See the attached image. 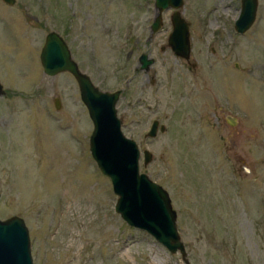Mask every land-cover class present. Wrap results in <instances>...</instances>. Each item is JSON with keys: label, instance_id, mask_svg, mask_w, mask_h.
<instances>
[{"label": "rangeland", "instance_id": "1", "mask_svg": "<svg viewBox=\"0 0 264 264\" xmlns=\"http://www.w3.org/2000/svg\"><path fill=\"white\" fill-rule=\"evenodd\" d=\"M183 1L195 70L168 46L172 9L149 38L154 0H0V219L24 220L33 264H264V0L245 33L240 0ZM52 30L94 86L122 90L121 130L151 153L139 170L167 190L188 263L114 210L77 82L43 72ZM141 53L154 63L134 76Z\"/></svg>", "mask_w": 264, "mask_h": 264}, {"label": "water", "instance_id": "2", "mask_svg": "<svg viewBox=\"0 0 264 264\" xmlns=\"http://www.w3.org/2000/svg\"><path fill=\"white\" fill-rule=\"evenodd\" d=\"M8 4L15 0H3ZM183 0H154L155 15L150 24V31L156 33L162 25V12L172 9L170 16L172 31L168 37V46L175 55L189 59L190 29L183 19L181 8ZM240 12L234 22L238 33L252 25L256 17L258 0H240ZM40 61L43 72L53 76L68 72L77 82L80 99L84 103L93 129L89 137V150L102 174L110 179L113 192L117 195L114 210L127 224L147 231L170 253L179 252L188 263L186 250L176 227V212L172 208L170 196L162 186L139 171V160L143 163L151 160V153L142 152L132 138L124 136L121 120L116 116L115 104L122 90L102 91L94 86L89 75L79 69L78 63L71 56L70 48L62 35L52 30L46 34L41 46ZM152 60L145 53L140 54L141 68H147ZM5 91L0 83V96ZM56 109H60L59 98L54 99ZM235 124L231 117L226 120ZM158 121L153 120L148 137L157 134ZM160 132L164 126L159 127ZM141 155V156H140ZM28 229L19 216L0 219V264H33Z\"/></svg>", "mask_w": 264, "mask_h": 264}, {"label": "flooded vegetation", "instance_id": "3", "mask_svg": "<svg viewBox=\"0 0 264 264\" xmlns=\"http://www.w3.org/2000/svg\"><path fill=\"white\" fill-rule=\"evenodd\" d=\"M153 34H155V33H150V36H149V38H151L152 37V35ZM146 55H147V57H148V54L147 53H145ZM140 56V55H139ZM139 56H138V58H137V63H139ZM148 59H151L152 60V62H151V64L147 67V68H141V64L139 63V66L138 67H135V72H133L134 73V76L137 74V72H142V73H144V74H147V72H149V69H150V66L154 63L153 61H154V59L153 58H149L148 57ZM184 62H186V63H188V64H190V66L192 67V68H194V70L198 67V65H197V62L196 61H190L189 59H184ZM211 70H212V68H210ZM152 83H154V79L152 80ZM212 88H213V86H212ZM210 99H212V98H210ZM209 99V100H210ZM208 101V100H207ZM217 108L218 109H220L221 107L220 106H217ZM231 119H235V118H231ZM236 120V119H235ZM230 126H231V124H230Z\"/></svg>", "mask_w": 264, "mask_h": 264}, {"label": "bare ground", "instance_id": "4", "mask_svg": "<svg viewBox=\"0 0 264 264\" xmlns=\"http://www.w3.org/2000/svg\"><path fill=\"white\" fill-rule=\"evenodd\" d=\"M74 246L73 242H70V244L67 246V248H65L66 251H68L69 249H71Z\"/></svg>", "mask_w": 264, "mask_h": 264}]
</instances>
